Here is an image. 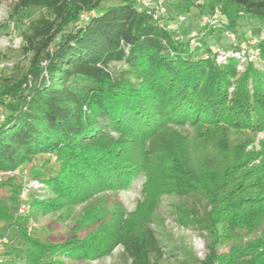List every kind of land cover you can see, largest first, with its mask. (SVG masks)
<instances>
[{
	"label": "trees",
	"instance_id": "trees-1",
	"mask_svg": "<svg viewBox=\"0 0 264 264\" xmlns=\"http://www.w3.org/2000/svg\"><path fill=\"white\" fill-rule=\"evenodd\" d=\"M108 1H14L13 14L42 12L21 33L28 67L18 77H0V171L31 163L28 175L53 197H32L26 204L30 212L54 211L106 187L127 185L146 166L140 164L141 138L168 125L205 126L197 161L171 156L162 172L175 190L200 194L211 206L202 225L209 237L202 264H264V160L248 166L252 156L245 148L254 134L242 136L264 126V38L238 74L237 58L217 62L209 47L195 52L189 35L175 37L137 0ZM218 5L233 28L241 13L264 22V0H177L172 11L187 14L195 7L201 14ZM114 61L123 65L111 71ZM233 132L238 135L231 137ZM205 143L217 148L220 159L204 154ZM47 154L55 156L56 168L37 165ZM11 185V194L18 193L20 181ZM145 199L131 213L113 202L106 213L112 226L95 243H55L29 237L28 218L13 217L0 198V220L16 228L1 248L0 264H65L55 254L78 259L91 250L95 258L118 244L130 264H161L163 252L145 220L150 211L141 209L150 208L152 198ZM258 231L245 244L217 252L240 240L239 233Z\"/></svg>",
	"mask_w": 264,
	"mask_h": 264
},
{
	"label": "rangeland",
	"instance_id": "rangeland-1",
	"mask_svg": "<svg viewBox=\"0 0 264 264\" xmlns=\"http://www.w3.org/2000/svg\"><path fill=\"white\" fill-rule=\"evenodd\" d=\"M15 0H0V77H18L28 67L29 53H23L22 31L28 24L37 18L42 12L39 8L19 10L13 14V3ZM117 0H109L106 4L115 3ZM170 16L175 15L172 11V3L177 0H162ZM203 1V0H202ZM185 14V13H184ZM197 8L193 7L187 14L186 20L173 34L175 37L186 38L191 30L198 29ZM233 28V27H232ZM235 29L236 42L247 41L249 37L264 36V22L241 13L237 19ZM213 31V30H212ZM203 47H219L223 50L229 49L231 41L220 30L207 31L202 37ZM195 52L200 50L194 49ZM122 61H114L109 64L111 71L119 70ZM255 67L262 69V65L255 64ZM245 66L237 67L240 74ZM238 76V75H237ZM232 88L229 89L231 91ZM164 132L155 134L151 138H141L138 144L141 153L143 168L130 179L125 186L108 188L92 192L80 201L72 205L62 204L57 209L41 210L35 208L30 212V205L26 204L25 209H20L19 192L11 194L12 183L20 181L21 187H27V200L34 197L41 201L51 200L53 197L50 189L43 185L39 188L28 186L32 179L27 173L31 163H25L18 170L10 173H0V198L4 199L10 214L13 217L26 216L28 218L27 231L29 237L40 241L64 242L67 239H74L75 242L87 243L93 238L95 243L99 238L108 235V229L112 226L113 218L106 215L107 210L112 209L113 202L122 205L125 213H131L138 209L140 203H146V197H151L149 206H141V209L150 211L148 222L155 237L158 239L160 249L163 252L161 264H202L208 253L209 237L202 228L206 212L211 209L206 198L200 194L180 193L175 190L173 182L165 178L166 173L162 172L164 161L177 156L185 162L197 161V149L201 147V140L205 137L204 127H194L189 123L183 125H168ZM203 133V134H202ZM252 140L247 144L245 151L250 153L252 158L248 166H259L264 160V126L257 129ZM204 135V136H203ZM235 137L238 133H231ZM205 139V138H204ZM204 154L213 155L219 158L220 154L213 145L202 146ZM135 152V147H133ZM137 149V148H136ZM207 159L209 157L207 156ZM38 166L48 165L57 167L54 155H44L36 160ZM43 164V165H42ZM34 167V166H32ZM25 183H24V180ZM23 185V186H24ZM20 187V189H21ZM145 199V200H144ZM145 211V210H143ZM191 213L192 218L188 216ZM95 216L99 218L95 219ZM187 216L188 219H185ZM190 219L194 220L191 221ZM190 220V221H189ZM16 233V228L9 225L7 221L0 220V252L4 248L3 239L8 243V236ZM106 233V234H105ZM239 233V232H238ZM260 232L243 234L239 233V239H232L217 247L218 253L227 252L231 246L239 243L245 244L254 239ZM107 238V237H106ZM241 241V242H240ZM2 248V249H1ZM87 253V252H86ZM92 251H88L83 258L66 257L59 253L55 258H61L65 264H130V259L123 250L122 245H112L107 253L91 257ZM0 255H2L0 253ZM1 257V256H0ZM2 259V258H0Z\"/></svg>",
	"mask_w": 264,
	"mask_h": 264
},
{
	"label": "built area",
	"instance_id": "built-area-1",
	"mask_svg": "<svg viewBox=\"0 0 264 264\" xmlns=\"http://www.w3.org/2000/svg\"><path fill=\"white\" fill-rule=\"evenodd\" d=\"M202 1V0H200ZM139 8H146L153 12L154 20L169 31H175L186 20V14H175L170 16L167 12L166 5L162 0H137ZM199 28L191 30L188 36V42L191 47L202 48L201 37L209 30H220L231 41L229 49L223 50L219 47H209L211 53L214 55L217 62H224L227 56H232L238 59L237 67L246 66L248 61L253 60L258 55V49L256 47L258 41L263 37H249L247 41L241 43L236 42V33L227 22L225 15L222 13L220 5L214 9L201 13L198 16ZM182 38V36H181ZM50 155V154H47ZM52 155V154H51ZM13 171H0V173H10ZM24 180V179H23ZM25 183V180H24ZM24 185V184H23ZM19 192L20 197V209L23 210L26 207L27 201V187L24 185ZM33 188H39L43 186V183L37 179H31L28 186ZM6 242L5 239L2 240Z\"/></svg>",
	"mask_w": 264,
	"mask_h": 264
}]
</instances>
